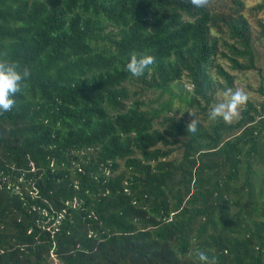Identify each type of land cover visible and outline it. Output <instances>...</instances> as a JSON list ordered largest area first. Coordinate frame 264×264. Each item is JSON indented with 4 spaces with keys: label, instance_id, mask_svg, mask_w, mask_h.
Wrapping results in <instances>:
<instances>
[{
    "label": "trees",
    "instance_id": "1",
    "mask_svg": "<svg viewBox=\"0 0 264 264\" xmlns=\"http://www.w3.org/2000/svg\"><path fill=\"white\" fill-rule=\"evenodd\" d=\"M262 14L264 1L0 0V60L30 73L0 112V264H201L197 250L264 264V100L236 122L208 115L261 73ZM134 52L154 56L139 77ZM175 84L184 114L144 108Z\"/></svg>",
    "mask_w": 264,
    "mask_h": 264
},
{
    "label": "clouds",
    "instance_id": "2",
    "mask_svg": "<svg viewBox=\"0 0 264 264\" xmlns=\"http://www.w3.org/2000/svg\"><path fill=\"white\" fill-rule=\"evenodd\" d=\"M154 61V56L144 52H134L131 54L129 62L126 64L127 71L133 77L142 76L149 65ZM27 67L21 68L15 61L0 60V112L10 111L15 105V96L20 92L22 82L29 76ZM225 96L229 97L226 103H218L209 110V119L215 120L222 117L230 120L236 115L239 106L245 104L247 96L244 92L237 90H227ZM190 120L196 121L187 129V134L195 136L198 130L196 118L192 115ZM195 257L201 264H214L215 257H210L206 252L197 250Z\"/></svg>",
    "mask_w": 264,
    "mask_h": 264
},
{
    "label": "rangeland",
    "instance_id": "3",
    "mask_svg": "<svg viewBox=\"0 0 264 264\" xmlns=\"http://www.w3.org/2000/svg\"><path fill=\"white\" fill-rule=\"evenodd\" d=\"M264 0H245L247 7H252L258 3L263 2ZM264 17V14L261 15ZM257 53V67L262 68L261 73L253 70L251 72V77L247 80H240L236 82L235 88L236 91L240 90L244 92L247 98L254 99L256 103L263 101L264 96L261 95V84H263L264 90V45L256 44L255 46ZM250 84L251 88H248ZM187 91L183 89L182 86L174 85L172 88H169L167 92L158 91L157 93L151 94L150 96L144 97L146 106L144 108L151 109H162L165 106V103H169L172 107L174 113L176 109L180 111L179 114H184L186 111L185 96ZM217 97H220L221 100L218 103H226L229 97L224 94L218 93ZM217 103V104H218ZM244 108V105H241L236 110V115L230 119L231 122H236L240 118L241 110ZM51 264H61L56 255H52L50 258Z\"/></svg>",
    "mask_w": 264,
    "mask_h": 264
}]
</instances>
